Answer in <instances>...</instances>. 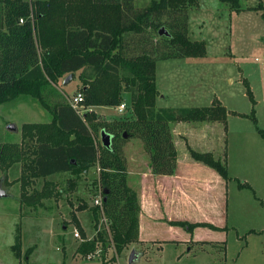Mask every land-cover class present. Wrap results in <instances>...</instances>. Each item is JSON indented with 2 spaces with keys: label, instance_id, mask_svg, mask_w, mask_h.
Instances as JSON below:
<instances>
[{
  "label": "rangeland",
  "instance_id": "374dc122",
  "mask_svg": "<svg viewBox=\"0 0 264 264\" xmlns=\"http://www.w3.org/2000/svg\"><path fill=\"white\" fill-rule=\"evenodd\" d=\"M150 1L135 3L143 7ZM257 5L264 6V0H240L238 11L221 0H199L189 8V36L206 42V55L157 61L159 89L168 94L166 104L208 106L218 97L228 109L227 123L187 121L179 128L181 133L200 131L204 139L199 141V134H193L194 148L227 162L228 180L201 162L206 169L196 175L208 187L195 188L201 204L190 209L188 216L191 223L207 222L215 227L203 225L189 231L180 225L150 222L144 236L164 241L154 245L155 240H150L144 256L133 263L129 262L130 246L144 248L146 244H131L117 254L111 241L105 254L100 243L97 252L83 255L78 252L80 243L104 228L102 217L95 227L92 211L83 207L100 192L98 164L85 173L35 178L26 188L29 193L42 190L47 183L55 195L29 205L21 202L23 164L18 162L7 171L0 167L1 186L7 189V195L0 197V264H264V137L258 130L264 128V10L254 9ZM79 74L67 85H63L66 76L62 77L53 87L70 100L83 85L76 78ZM130 101V94L123 93L127 108L122 114L116 106H98L96 116L107 122L135 117ZM253 109L257 122L251 115ZM51 119L52 113L32 95L6 101L0 104V143L20 142L26 122ZM10 123L17 124V132L7 128ZM94 138L101 141L100 131ZM125 139L129 183L135 186L138 172L148 169L149 153L140 137L127 135ZM181 148L185 150L182 140ZM76 230L79 237L74 235Z\"/></svg>",
  "mask_w": 264,
  "mask_h": 264
},
{
  "label": "trees",
  "instance_id": "16d2710c",
  "mask_svg": "<svg viewBox=\"0 0 264 264\" xmlns=\"http://www.w3.org/2000/svg\"><path fill=\"white\" fill-rule=\"evenodd\" d=\"M198 1L151 0L139 7L135 0H0L5 25L0 28V104L29 94L52 113L49 122L24 123L20 142L0 143V167L7 171L14 163L23 164L21 202L36 205L55 193L47 183L42 190L29 193L27 187L35 178L85 173L98 164L97 182L103 198L106 196L103 211L110 231L104 227L94 238L81 242L78 252L83 255L97 252L100 243L105 254L111 241L120 254L139 240L142 207L138 192L128 182L124 133L144 141L153 174L172 175L178 159L172 123H227L228 109L219 100L210 106L156 105L157 61L207 53L204 40L189 36V8ZM221 1L234 10L241 9L240 0ZM253 8L264 10L263 5ZM162 27L168 34L159 33ZM79 71L82 105L118 106L122 94L129 93L135 117L100 121L94 109L80 115L53 87L60 78ZM247 92L255 104L250 87ZM251 115L257 122L254 109ZM103 129L113 135L110 147L94 138ZM258 130L264 137V128ZM190 153L196 161L230 179L225 160L193 148ZM83 207L92 211L98 227L101 208L90 202ZM74 219L84 231L78 218ZM170 223L189 231L203 225L215 227L207 222ZM115 258L113 255L111 259Z\"/></svg>",
  "mask_w": 264,
  "mask_h": 264
},
{
  "label": "crops",
  "instance_id": "0c3cea01",
  "mask_svg": "<svg viewBox=\"0 0 264 264\" xmlns=\"http://www.w3.org/2000/svg\"><path fill=\"white\" fill-rule=\"evenodd\" d=\"M0 28H5V25L3 24L2 5H0ZM203 57L204 56L185 57V58H203ZM164 61H171V60L168 59ZM158 65L159 62H157L156 65V73L158 71ZM76 78L79 79L80 78L79 75ZM156 82L159 91V95L157 97V102H156L157 107H175L170 105L171 103L166 104V102L169 101L167 97L168 94L166 92H162L159 89L157 75H156ZM215 100H219L221 102V100L218 97H216ZM215 100H213L210 105H213ZM159 101H163V103L159 105ZM96 107L98 106L89 107V110L92 109L95 110ZM181 107H188V106H181ZM45 122H49V121H45ZM186 123L189 122L180 121V122L172 123L173 137L178 151L176 172L172 175L153 174L150 165L148 164L147 170H140L138 172L136 176L137 178L136 185L132 186V184L129 183V185L138 192L142 207L140 214L139 240L134 243L135 245L138 244L141 245L142 247H144L145 244L146 246L144 248H137V247L135 248L129 245L131 247L129 248L130 250L136 249L138 254V259L141 256H144L145 249H149L147 247H150V244L148 243L150 240L153 241L155 240L154 245L164 241L161 239L149 238L147 237V235H145L146 237L144 236L145 232L148 230L147 227L150 224V222L151 223L165 222L170 226H175L172 225L170 221L172 220L189 221L188 216L190 209L194 208L196 205L200 206L201 204L198 193L194 191L195 188L204 189L208 187L207 181L204 179H200V177L196 175L198 172L200 171L202 172V170L206 168H202L203 166H201V162H198L195 159H193L190 150L188 149V146L195 149L194 145L192 144L194 139L193 134L195 135L199 134V138H198L199 141H203L204 134H200V131H191V129L189 131H184L183 133L179 132V128L182 125H185ZM204 123H206V121ZM213 123L214 125L218 124V122L216 121ZM181 136L182 138L179 139V137ZM181 140L183 141V146H185V150L181 148ZM129 176H130V172H129ZM129 176H128V182H129ZM4 189L7 191L6 188ZM90 204H92V202H90ZM195 221H203V220H195ZM194 241L196 240H190L189 242H194ZM199 241H203V240L199 239Z\"/></svg>",
  "mask_w": 264,
  "mask_h": 264
},
{
  "label": "built area",
  "instance_id": "2783aa9c",
  "mask_svg": "<svg viewBox=\"0 0 264 264\" xmlns=\"http://www.w3.org/2000/svg\"><path fill=\"white\" fill-rule=\"evenodd\" d=\"M32 1L33 0H29V2H31V3H32ZM32 18H33V15H32ZM20 21L23 22L24 19L21 18ZM83 99H84V95L81 92H79L77 95H75L72 99L69 100V102L72 104V106L77 110V112L79 114L81 113V111L83 112V110L84 111L89 110V107H85L84 105H82ZM126 108H127L126 102H121L118 106H116L117 111L121 114L125 111ZM99 171H100V168H99ZM92 202L95 206H98L101 208V217H102V220L104 222V227L107 229V231H110L108 218L105 216L104 211H103V193H102L101 188H100L99 194L97 195V197ZM74 235L76 237H79L80 236L79 231L76 230L74 232Z\"/></svg>",
  "mask_w": 264,
  "mask_h": 264
},
{
  "label": "water",
  "instance_id": "95a60500",
  "mask_svg": "<svg viewBox=\"0 0 264 264\" xmlns=\"http://www.w3.org/2000/svg\"><path fill=\"white\" fill-rule=\"evenodd\" d=\"M160 34H168L167 30L162 27L159 31ZM74 73H69L65 78H64V81H63V84L64 85H67L69 84L73 78H74ZM7 128L10 130V131H15L17 132L18 131V126L16 123H10ZM100 136H101V141H102V144L106 147H110L111 144H112V141H113V135L109 132H107L106 130H101L100 132ZM124 137H127V133H124ZM7 195V191L2 188L1 186V181H0V197L2 196H5ZM103 200L105 201L106 200V196L103 198ZM92 206L94 205L93 202L91 204ZM136 260H138V254H137V251L136 249H132L131 252H130V256H129V262L130 263H133L135 262Z\"/></svg>",
  "mask_w": 264,
  "mask_h": 264
}]
</instances>
